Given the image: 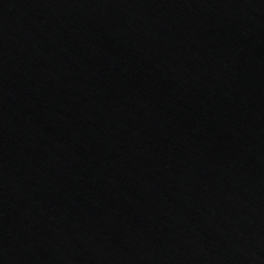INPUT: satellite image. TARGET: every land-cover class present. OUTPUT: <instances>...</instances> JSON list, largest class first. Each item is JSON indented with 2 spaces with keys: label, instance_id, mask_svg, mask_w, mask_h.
I'll use <instances>...</instances> for the list:
<instances>
[{
  "label": "water",
  "instance_id": "95a60500",
  "mask_svg": "<svg viewBox=\"0 0 264 264\" xmlns=\"http://www.w3.org/2000/svg\"><path fill=\"white\" fill-rule=\"evenodd\" d=\"M0 264H264V0H0Z\"/></svg>",
  "mask_w": 264,
  "mask_h": 264
}]
</instances>
